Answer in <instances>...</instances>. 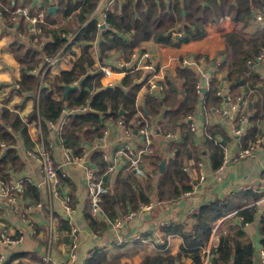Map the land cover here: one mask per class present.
<instances>
[{
  "label": "crops",
  "instance_id": "crops-1",
  "mask_svg": "<svg viewBox=\"0 0 264 264\" xmlns=\"http://www.w3.org/2000/svg\"><path fill=\"white\" fill-rule=\"evenodd\" d=\"M86 1L10 0L16 7L10 16L4 13V7L8 10L7 5L3 4L0 8V116L3 108L16 111L25 122L31 141V146H27L22 131L14 133L17 138L18 163L21 166L8 169L9 181L22 187L13 192L15 200L4 195L0 186V233L23 236L21 244L11 247L0 240V264H99L101 259H105L107 264H147L149 261L145 259L146 256L165 257L181 252L187 240L186 234L191 233L193 237L197 235L199 211L215 202L216 206L213 205L212 208L219 209L217 206L220 205L222 214L210 223L209 238L200 245L202 264L206 260L211 264L217 258L221 244L234 251L252 244L253 264H264V248L259 233V222L264 215V184H261L264 183V60H258L260 52L247 70L242 72L246 75V81L243 78L238 80V95H235V82L229 79L227 68L232 58L234 59L231 54L233 46L228 42L229 34L237 33L247 39L264 36V12L256 11L248 21H235L230 16H224L219 21L207 23L202 37L186 41L184 26L187 11L183 9V21L177 22L169 31L173 37L170 42L145 39L134 47L129 56L122 51L104 50L102 47L108 36L111 37L112 30L125 41L130 40L133 31L125 33L115 30L113 22L109 20V13L114 11L118 3L119 8H122L126 0H96L93 11L82 22L76 13ZM163 1L167 7L173 5L172 0ZM156 2L160 3L159 0ZM68 3L73 11L66 15L64 9ZM203 3H206L205 0ZM51 7L55 9L50 10ZM17 8H25L32 16L39 18L34 29L31 22L15 14ZM258 14L261 18H258ZM105 19L109 25L106 27L97 24L98 32L93 39L78 40V34L89 21L98 23ZM23 22L28 25V29L25 27L24 31L20 28ZM43 25L47 27L48 33L45 35L42 34ZM58 35L66 39L63 47L53 56L44 54V45L53 42ZM16 43L37 48L43 53L38 69L29 73H34L39 78L36 91L19 90L24 75L21 64L13 55ZM88 43L92 44L95 60L93 67L88 68V73L97 74L104 87L121 84L127 73L136 72L133 84H140V88L136 93L135 112L130 120L127 122L123 117L114 119L102 115L101 122L105 125L103 133L93 140H85L82 143L83 153L80 155L70 148L76 156L82 157V163H67L66 146L61 135L72 111L65 109L61 118L52 124L49 121L45 129H42L38 116H30L38 105L40 91L49 84V80L45 79L46 74L54 76L71 68L82 54V46ZM134 52L149 53V59L161 68L158 82L162 88L149 91L144 71L136 68L138 62L132 56ZM182 58L191 59L193 65H183ZM49 60L54 61L50 63ZM121 61H127L129 68L134 71L128 72L127 68L121 67ZM181 67H188L198 75L195 86L198 101L191 113L167 129L168 118L165 113L173 108L164 103L169 88L168 79L175 77L179 102L184 100L189 103L192 100V91H189L183 78H178L177 71ZM105 69L110 70L109 74L105 73ZM227 87L234 98H246L244 110L248 115L247 129L240 138L234 133V129L241 126L239 112L231 116H222L217 112L224 105L223 96L218 91ZM212 90L220 99L217 104L211 102ZM251 94L254 96L249 101L248 96ZM151 96L161 102L159 109L147 101ZM251 103L254 108L260 104L257 118H253L256 109L251 107ZM150 106L153 111L149 112ZM89 109L90 107H86L75 111L86 112ZM254 124L256 135L247 139ZM188 134H191L192 142L189 146L193 154L186 160L184 170L190 177L191 188L194 183H199L201 176L205 180L191 194L182 193L178 198L160 201L158 184L167 161L173 158L177 146L183 144ZM256 140H260V145L254 154L238 158V151ZM211 142L221 147L224 156L219 166L226 162L223 171L218 172L219 166L215 168L213 165L209 152ZM41 146L59 167L63 181L59 196L51 194L45 183L37 155ZM127 147L140 155L138 165L141 171L135 168ZM7 148L2 146V154ZM197 149L202 150L201 154H198ZM160 155L163 159L158 162L157 156ZM164 159L165 169L161 171L160 164ZM110 163L113 164L112 169H109ZM103 166V174L98 176ZM131 170H135L136 183L142 182L147 187L149 180H152L149 194L152 201L149 203L153 207L140 210L143 204L139 203L140 208L136 210L138 213L125 217L135 210L126 208L128 212L122 213L121 207L118 208L117 205L118 216L115 220L110 219L104 211L102 215L94 216L89 188L90 173L102 180L106 190L102 194L103 198L108 190H112L117 179L128 175ZM25 182L36 188L39 199L27 192ZM65 195L71 197L70 212L64 206ZM114 200L116 201L115 198ZM249 207H256L257 213L253 221L243 222L240 211ZM92 218L96 220L95 224H92ZM63 222L67 224L64 225ZM161 223L163 226L159 229ZM204 250L209 257H205ZM190 252L192 249L182 254L173 264H194ZM72 253L76 254V258Z\"/></svg>",
  "mask_w": 264,
  "mask_h": 264
},
{
  "label": "trees",
  "instance_id": "trees-1",
  "mask_svg": "<svg viewBox=\"0 0 264 264\" xmlns=\"http://www.w3.org/2000/svg\"><path fill=\"white\" fill-rule=\"evenodd\" d=\"M0 8L3 4L8 6V10L4 7L6 16H10L12 11L16 8L10 0H0ZM173 5L167 7L163 0H126L123 7L119 8V3L115 6L114 11L109 13V20L113 22L114 29L131 33V38L127 42L121 36H118L112 30L111 37L108 36L105 43L102 44L104 50L112 49L122 51L130 56L136 45L141 41L153 38L156 42L168 43L173 39L169 33L170 29L177 23L183 21V9L187 11L185 17L186 24L184 26L185 37L184 40L189 41L193 38L202 37L205 34V25L207 23L219 21L224 16H230L235 21H248L252 19L256 11L264 12V0H172ZM96 5V0H87L82 6L81 10L76 13L78 19L82 22L86 20L89 14L93 11ZM147 10H144L146 9ZM72 7L69 3L66 4L64 13L69 15L72 13ZM27 23L23 22L20 28L24 31L27 28ZM39 26V25H38ZM42 34H47V27L45 25ZM28 29V28H27ZM98 32L97 23L89 21L88 24L80 31L77 38L78 40L85 38H94ZM26 33H28L26 31ZM92 34V36H90ZM29 35V34H28ZM92 38V39H93ZM66 39L60 35L55 36L53 42H48L43 47V53L48 56L55 55L61 47H63ZM228 42L231 46V54L234 59L229 62L227 68L228 77L234 81L235 95L239 94L238 80L243 78L246 81V75L242 72L246 71L249 64L258 56L261 49L264 48V36L255 39H247L237 33H230ZM82 54L73 62L69 69L63 70L58 75L46 74L45 79L49 80L48 86L44 87L39 94V102L31 113V118L38 116L41 120L42 129L48 127L49 121H58L64 113L65 109L72 111L70 118L67 121L65 128L62 132V139L66 148H72L76 154H82V146L85 140H93L95 136L101 135L105 129V125L101 122V116L105 115L108 118L123 117L127 122L130 120L135 112V98L140 84H133V79L137 75L136 72L127 73L121 84L108 85L104 87L97 74H89L88 68L94 65V54L92 44L82 46ZM37 48L27 47L25 44L16 43L13 46V55L21 64L22 74L24 75L20 81V91L38 90L39 78L31 73L34 69H38L42 57ZM104 54V53H103ZM232 55L229 57L231 58ZM130 72V71H128ZM178 78L184 79L185 85L189 91H192V100L186 103L184 100L181 102L178 97V86L175 77L169 78V88L166 91L164 103L172 106L165 114L168 118V126L177 124L183 117L191 113L195 108L198 101V94L196 93V83L198 75L188 67H181L177 71ZM28 75L29 77H26ZM82 83L79 87L71 88L67 96H64L66 85H72L76 82ZM256 85L251 83V85ZM211 102L219 103L220 99L214 95L215 91H211ZM254 95L248 96V100H252ZM147 101L152 102L157 109L161 107V102L155 97H148ZM150 105V104H149ZM90 107L86 112H76L77 109ZM151 107V106H150ZM149 109L153 111L152 107ZM251 107L253 104L251 103ZM254 108V107H253ZM39 111L37 112V110ZM253 118H257L260 113V104L254 108ZM121 110L123 112L121 113ZM39 114V115H37ZM256 125L254 124L248 133L247 139H252L256 135ZM22 131L27 146H31V141L27 132L25 122L20 118L16 111H11L8 108H3L0 116V179L9 181L10 175L8 174L9 168H18L21 166L18 163L17 155V138L15 132ZM213 131V130H212ZM192 142L191 134L186 136L183 144L177 146L173 158L167 161L166 169L162 173V179L158 186L160 193V201L168 200V198H178L182 193L191 188L190 177L188 172L184 170L186 160L193 154L189 144ZM2 146H7V150L2 154ZM198 154L202 150L197 149ZM209 152L211 160L215 168L219 166L223 159V152L219 145L214 142L209 144ZM99 155V153H97ZM159 154V153H157ZM163 156H157V161H161ZM104 166L98 176L103 174ZM157 172L158 167L156 168ZM135 170L117 179L112 190L103 195L101 206L105 214L112 220L118 216L116 206L121 207L122 213L128 212L126 208L138 210L139 203L147 204L152 199L149 197L152 180L146 185L142 182H137L135 179ZM107 180V178L105 179ZM27 192H31L32 196L39 199L38 191L29 182H25ZM248 195V194H247ZM116 199V201L114 200ZM216 202L209 207L205 206L199 211L197 215V235L187 233V240L182 246L181 252L177 255H168L165 257H150L146 256L147 261L153 262L152 264L165 263L173 264L182 254L190 252L193 255L194 264H202L200 258V245L209 238L211 227L209 226L221 212L219 209H214ZM257 213L256 207H249L240 211L243 216V222L253 221ZM92 224L96 220L92 218ZM66 225V222H63ZM259 233L261 235V244L264 248V215L259 222ZM219 255L211 264H253L254 246L247 244L234 251L229 246L221 244L218 247ZM15 255H13L14 257ZM147 263V264H149ZM90 264V263H89ZM99 264H107L105 259H101ZM210 264V263H209Z\"/></svg>",
  "mask_w": 264,
  "mask_h": 264
},
{
  "label": "built area",
  "instance_id": "built-area-1",
  "mask_svg": "<svg viewBox=\"0 0 264 264\" xmlns=\"http://www.w3.org/2000/svg\"><path fill=\"white\" fill-rule=\"evenodd\" d=\"M111 2H115L116 0H110ZM16 15H21L23 16L24 19L28 20L29 22H31L33 25V29H34V24L37 23V21L39 20L38 17L32 16L31 13L25 9V8H17ZM40 15L42 16V13H40ZM107 16V15H105ZM258 18H261V16L258 14L257 15ZM98 26L100 25H104L107 27V25H109V22L105 19L102 22H98L97 23ZM37 29L40 30L39 27H37ZM135 60H137L138 65L136 66L137 69H142L144 71V78L146 80V83L149 87V91L153 92L154 89H158V88H162V85L159 84L158 82V78L161 76L160 73L162 72L161 68H159V66L152 60L149 59L150 54L145 52V53H138V52H134L133 55ZM258 60H264V50L261 51V53L258 56ZM48 61V60H47ZM54 60H49V62H53ZM182 64L185 66L188 65H193V61L191 59L188 58H182ZM120 66L123 68H127L128 71H134V69L129 68V63L127 61H121L120 62ZM110 70L105 69V73L109 74ZM218 93L223 96V103L224 105L221 108H218V111L222 116H227V115H234L235 113L239 112L240 116V124L241 126L234 129V133L235 135L240 138L241 136H243L246 133V129H247V122H248V115L246 110H244V106H245V101L246 98L245 96H237L236 98H234L232 91L230 90L229 87L227 88H222L221 90L218 91ZM86 109V107L84 108ZM50 123L52 124L53 121H50ZM144 132H147L146 130H142ZM260 145V140H256L254 142L249 143V145L247 147L241 148L238 153L237 156L238 158H246L249 157L250 155L254 154V152L256 151V149L259 147ZM127 152L129 153V155L132 157L133 159V164L135 166L136 169H140L139 165V161H140V155L136 154L135 151L132 150L131 147H127ZM38 155V160L40 163V167L41 170L43 172L44 175V180L45 183L50 191L51 194H53L54 196H59L60 195V187L63 184L62 178L60 176V171H59V167L55 164V161L53 160V158L48 154V152L46 151V149L41 146V148L39 149V153H37ZM65 160L67 163H74V164H81L82 163V157L81 156H76L73 151L70 148H66L65 149ZM226 162H224L222 165L219 166V168L217 169L218 172L223 171L225 168ZM109 169L113 168V164H109ZM90 180H89V188H90V192L92 194V199H91V206H92V214L94 216H100L103 213V209L101 206V202H102V194L106 191L105 187L102 185V180L99 178H96V176L93 173H90ZM204 176H201L199 178V183H194L192 185V188L186 192H184L185 194H191L195 191H197L199 189V184L204 182ZM264 180V179H263ZM262 180V182H263ZM262 185L264 183H261ZM0 186H1V192L6 195L7 197L10 198V200H15V197L13 196V192L19 188L21 189V185H18L17 183H14L13 181H6L4 179H0ZM264 186V185H263ZM64 206L65 209L70 212L71 211V197L69 195H65L64 199ZM152 206V203H148V204H143L142 207L140 208V210H145V209H150ZM139 210V211H140ZM138 213V211H130L128 213L127 216L125 217H131L133 215H136ZM117 225H121L120 222H116ZM163 226V223L160 224L159 229H161ZM140 235V234H138ZM0 240L2 242H4L5 244H7V246L11 247V246H16L22 243L23 241V236L19 235V236H13V235H9L7 233H0ZM204 255L205 257H209V254L207 253L206 250H204ZM72 256L76 258V254L72 253ZM205 262V261H204ZM205 264H208V261L206 260Z\"/></svg>",
  "mask_w": 264,
  "mask_h": 264
},
{
  "label": "water",
  "instance_id": "water-1",
  "mask_svg": "<svg viewBox=\"0 0 264 264\" xmlns=\"http://www.w3.org/2000/svg\"><path fill=\"white\" fill-rule=\"evenodd\" d=\"M55 8L54 7H51L50 10H54ZM82 82V80L79 82V84H74V85H66V91L64 93V96H67V93L68 91L71 89V88H76L80 85V83ZM165 163H166V159H164L161 164H160V169L161 171H164L165 169Z\"/></svg>",
  "mask_w": 264,
  "mask_h": 264
}]
</instances>
